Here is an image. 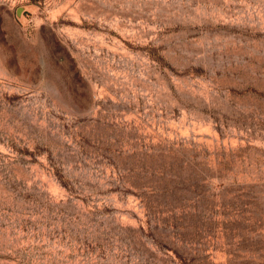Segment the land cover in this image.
Listing matches in <instances>:
<instances>
[{
    "label": "rangeland",
    "instance_id": "1",
    "mask_svg": "<svg viewBox=\"0 0 264 264\" xmlns=\"http://www.w3.org/2000/svg\"><path fill=\"white\" fill-rule=\"evenodd\" d=\"M0 264H264V0H0Z\"/></svg>",
    "mask_w": 264,
    "mask_h": 264
}]
</instances>
